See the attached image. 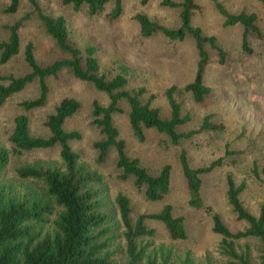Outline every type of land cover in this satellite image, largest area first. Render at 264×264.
<instances>
[{"label": "rangeland", "instance_id": "1", "mask_svg": "<svg viewBox=\"0 0 264 264\" xmlns=\"http://www.w3.org/2000/svg\"><path fill=\"white\" fill-rule=\"evenodd\" d=\"M160 1L147 0L142 5L140 0H120L121 13L114 19L106 15L113 5L112 0L96 15H89L86 7L74 11L60 0H38V5L45 14L64 17L68 30L67 43L79 49L89 44L94 46L99 73L105 79L114 76L120 65L125 66L126 83L119 90L129 92L143 87L146 93L138 96L139 101L143 103L148 94H154L150 104L157 107L160 116L165 118L169 115V109L163 91L169 85L179 89L192 80L197 54L189 34L180 41L168 40L161 33H153L148 37L140 35L133 19L135 13H143L151 21L168 28L178 27L180 8L162 6ZM194 1L199 5V10L192 14L190 25L198 27L204 36H212L216 46L224 50L225 55L220 63L216 49L207 43L203 44L207 54L202 71L203 83L211 91L199 103L194 102L188 92L177 90L174 93L181 112L189 113V121L181 125L178 131L195 128L205 114H210L213 122L221 123L223 129L219 132L204 131L171 144L165 134L148 128L144 129V140L138 141L129 127L125 99L118 100L119 111L111 114L112 123L118 131V137L124 142V152L128 157L137 158L139 165L150 174H155L163 164L170 166L169 189L160 200L148 201L143 195L142 186L134 185L131 177L124 180L119 177L113 147L108 148L102 160L97 159L98 151L94 143L102 139L103 135L100 127L92 123V105L96 102L105 106L108 96L90 82L75 78L66 67L61 68L55 75L45 77L47 93L44 104L24 113L28 118L29 133L44 136L48 132L44 126L45 118L55 105L65 97L76 99L79 107L65 120L63 128L78 132L79 138L70 141L69 145L78 154L80 163L102 176L103 187L109 196L113 197L118 192L126 195L134 216L156 212L162 205L169 204L172 214L182 217L185 238L172 241L160 222L146 220V224L154 231V243L189 250L200 264L204 263L206 257L216 264H224L225 258L218 251L220 236L211 230L210 214L217 213L231 231L244 226L243 222L236 220L227 204L225 175L231 174L236 181L244 180L245 188L239 198L248 211L256 214L259 206L264 205L261 179L250 172L253 162L258 171L264 165V4L257 0H217L231 13H255L258 34L247 31L251 52L244 53L240 49L243 28L239 25L223 26L222 16L210 0ZM7 2L0 0V41L6 38V25L24 19L18 29L19 51L6 63L0 64V75L19 76L28 72L22 54L27 42H31L39 65L68 57L45 33L26 0H19L17 10L11 14L2 11ZM37 94L38 82L34 79L0 106V140L7 147H10L6 137L11 130L12 119L23 112L19 102L32 99ZM225 146L232 153L226 155ZM180 150H184L192 168L205 166L211 160L223 157L222 165L200 175L202 207L193 208L187 204L186 181L178 160ZM57 159V146L12 154L8 177L18 165ZM258 177L261 178L260 173ZM245 244L249 246L252 261H255L262 246L254 239L239 241L241 247ZM122 259L123 251L120 248L115 257L116 264H120Z\"/></svg>", "mask_w": 264, "mask_h": 264}, {"label": "trees", "instance_id": "2", "mask_svg": "<svg viewBox=\"0 0 264 264\" xmlns=\"http://www.w3.org/2000/svg\"><path fill=\"white\" fill-rule=\"evenodd\" d=\"M26 1L45 33L68 57L39 65L31 42H27L22 54L28 72L19 76L0 75V106L32 80L38 82L37 96L19 102L23 112L12 119L11 130L6 137L10 147L0 140V264H116L115 257L120 248L123 251L120 264H200L189 250L154 243V231L146 224V220L160 222L172 241L185 238L182 217L173 215L169 204L162 205L156 212L134 216L126 195L118 192L110 197L103 187L102 176L79 162L78 154L69 145L70 141L79 138V134L63 128L65 120L79 107L76 99L65 97L55 105L45 118L44 126L48 132L44 136L29 133L28 118L24 113L44 104L47 93L45 77L55 75L61 68L66 67L75 78L90 82L94 88L108 96L105 106L96 102L92 105V123L100 127L103 135L102 139L94 143L98 151L97 159L102 160L108 148L113 147L119 177L123 180L131 177L134 185L142 186L143 195L148 201L160 200L169 189L170 166L163 164L155 174H150L139 165L137 158L128 157L124 152V142L118 137V131L112 123L111 114L119 111L118 100L125 99L129 127L138 141L144 140V129L148 128L165 134L171 144L204 131L219 132L223 129L221 123L213 122L211 115L205 114L195 128L178 131L181 125L189 121V113L181 112L174 93L177 90L188 92L191 99L199 103L211 91L203 83L202 71L207 62L203 44L207 43L216 49L218 62H223L225 55L224 50L216 46L212 36H204L198 27L190 25V18L199 10V5L194 0L160 1L162 6L180 8L177 28L159 25L143 13H135L133 16L141 36L161 33L168 40L180 41L189 34L196 48L197 62L192 80L179 89L169 85L163 91L169 115L162 118L159 109L150 104L154 94H148L141 103L138 96L146 93L143 87L129 92L119 90L126 83L125 66L120 65L114 76L105 79L99 73L94 46L85 45L83 49L73 47L67 43L68 30L62 15L50 16L42 12L38 0ZM60 1L74 11L86 7L89 15H96L103 11L109 0ZM210 1L222 16L223 26L239 25L243 28L240 49L250 53L246 34L248 30L258 34L255 13H231L217 0ZM257 1L264 4V0ZM112 2L106 14L109 19L121 13L120 0ZM146 2L140 0L142 5ZM18 4L19 0H8L2 11L14 13ZM23 19L5 26L7 35L0 41V64L6 63L18 53V29ZM53 146L58 147L57 160L18 165L8 177L12 154ZM224 152L226 155L232 153L227 150V146ZM178 160L186 181L187 204L193 208L202 207L200 175L222 165L223 157H217L205 166L192 168L184 150H180ZM250 172L261 179L264 194V165L258 171L253 162ZM259 173L261 178L258 177ZM244 188V180L236 181L231 174L225 175V198L236 220L244 223L241 229L231 231L217 213L210 214L211 230L220 236L218 251L225 258L224 264H264V205L259 206L256 214L248 211L239 198ZM246 239H254L262 246L255 261H252L249 246L239 245V241ZM203 264L216 263L206 257Z\"/></svg>", "mask_w": 264, "mask_h": 264}]
</instances>
